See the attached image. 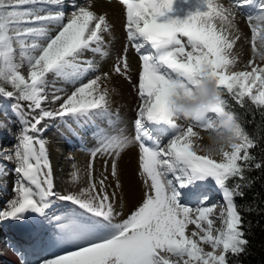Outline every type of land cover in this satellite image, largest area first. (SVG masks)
Listing matches in <instances>:
<instances>
[{
	"label": "snow or ice",
	"instance_id": "1",
	"mask_svg": "<svg viewBox=\"0 0 264 264\" xmlns=\"http://www.w3.org/2000/svg\"><path fill=\"white\" fill-rule=\"evenodd\" d=\"M95 2L0 0V99L13 101L19 125L12 133L16 143L2 156L14 162L16 179L14 195L0 210V227L10 222L19 264H231L248 244L236 198L255 182L249 173L264 170V159L250 152L256 141L225 97L264 113V0H232L227 7L220 0H119L124 54L108 72L88 78L99 69L86 54L105 58V34H111L106 14L92 10ZM244 5L257 14L247 16L251 58L241 63L234 51L240 40L234 9ZM129 45L139 59L132 137L101 85L113 73L131 83ZM209 80L216 85L215 101L182 127L172 99L181 92L190 96ZM54 120L66 126L62 135L81 140L90 126L95 141L83 185L76 169L68 174L70 188L59 192L42 138L44 122ZM146 123L163 125L156 139ZM224 126L234 143L219 159L205 154L194 128ZM6 128L0 121V131ZM136 145L141 199L125 215L123 196H117L123 192L119 158ZM6 174L0 169V176ZM210 187L220 203H210Z\"/></svg>",
	"mask_w": 264,
	"mask_h": 264
},
{
	"label": "rangeland",
	"instance_id": "2",
	"mask_svg": "<svg viewBox=\"0 0 264 264\" xmlns=\"http://www.w3.org/2000/svg\"><path fill=\"white\" fill-rule=\"evenodd\" d=\"M103 1L107 3H112V2H117V1L119 2V0H103ZM76 2L80 4L81 6H83L87 3V0H76ZM239 9L241 10L248 9V11L250 10L254 14H257V9L254 6L244 5L240 7ZM65 11L66 13H68L71 11V8L66 7ZM249 15H253V14L249 13ZM244 17L245 19H247L246 15ZM123 28L121 29L122 36L120 35L123 39L122 40L123 45L121 46L120 45H115V46L106 45L105 51L107 53L109 52L112 55L111 56L112 58L110 57L111 60L108 61V70L110 66L114 64L117 56L119 54H124L123 49L125 48L127 44V40H126V33L124 32ZM250 38H251V32L250 30H248L246 32V37L244 39V42H248L246 44H250ZM128 51L131 54H128L129 53ZM126 57H127V62L130 68V71L128 72V76H130L131 78V83H129L123 77L113 73L114 78L117 79V83L119 82L118 83L119 86L121 85L123 87V90L125 91L124 92L125 102L123 103V107H125V109H123L124 111L123 110L121 111L118 109L113 110L111 109V106H110V110L112 111L114 115H118L119 121L122 119L120 121L121 126L126 128L127 134L129 135V137H132L134 135V120L136 117V111L140 103L138 96H137V91L133 87V85L138 84L139 59H138V55L130 47V45L128 46ZM85 58L94 60L99 70L103 68V65L101 64L104 61L103 60L104 58L102 59L98 55H93L92 53H87ZM130 60L134 61V64L130 63L131 62ZM99 70L93 72L88 78H91V76L93 75L101 74L102 70L100 72ZM24 74L26 75V72ZM57 86L58 87L63 86L69 89L71 87L70 85H62L61 82L59 81H57ZM113 88L115 89L113 90L116 91L117 87L116 88L113 87ZM9 90L11 89L9 88ZM109 98L111 100L110 94H109ZM5 101L6 102L2 106H0V121H4L8 125V128L0 131V169L6 168L7 174L0 176V210L4 209L7 201L10 198H12V196L14 195L13 191H9V188L13 189L14 181L16 179L14 172L11 171L15 167V164L14 162H9L7 160H4L2 156L4 153H7L9 150L12 149V146L15 143L12 140L8 141L9 140L8 138L10 137V135H13L12 133H15L19 128V125L16 122V117L13 115L11 111V107H10L13 101L12 100H5ZM120 106H122V104ZM24 107L26 109V105H24ZM177 123L181 125L182 127H186L189 121L184 118H181L177 121ZM73 126L75 127V125ZM44 127L46 128V131L43 133L42 138L45 140V143L47 146L51 167H52L55 181L57 184V191L59 192L61 190H67L68 188H70V185H68L67 183L68 174L69 172L76 170V169L79 170L78 183L80 185H83L84 181L86 180V173H85L86 165L90 159L88 150L91 149L95 145V141L93 139V136L91 135L93 129L89 126L85 128L83 131H81V136H82V140H81L75 137L62 135L61 133L65 132L66 126L60 120L46 121L44 122ZM152 127H153L152 124H148V123L145 124V128L148 130L149 135L152 136L153 139H156L157 130L152 129ZM159 127L162 128L163 125H160ZM8 129H11V132H9ZM194 131H196L199 135L201 132L205 130L201 128H194ZM170 138H171V135L169 133L165 137H161V141L166 142L167 139H170ZM199 142L200 141L197 140V143ZM136 146L138 149V145ZM148 146H151V145L149 144ZM73 166H75V168ZM97 179H99L98 176H97ZM209 195L211 197L210 203H220L222 201V197L221 195L218 194L217 191L212 192L209 190ZM7 225L8 223L7 224L4 223V226H2V228L4 229L0 233V254H3L9 251L10 260L11 258H14L13 260L10 261V264H19L20 258L13 251L12 244L14 243V240H12L10 236V233L12 234L14 233L13 231L8 232L9 227ZM217 227H219V225ZM206 250H210V249H208L206 246ZM0 264H4V263L0 261Z\"/></svg>",
	"mask_w": 264,
	"mask_h": 264
},
{
	"label": "bare ground",
	"instance_id": "3",
	"mask_svg": "<svg viewBox=\"0 0 264 264\" xmlns=\"http://www.w3.org/2000/svg\"><path fill=\"white\" fill-rule=\"evenodd\" d=\"M70 2V0H69ZM221 3H223L226 7L229 6L232 3V0H220ZM258 3L259 0H256ZM87 4V3H86ZM85 4V5H86ZM83 5V6H85ZM250 8V7H249ZM97 14H106L107 20L111 26V34H105V41L106 45H123L122 44V35H121V29L124 27L125 23V15H124V9L123 6L117 1L112 3L104 2L103 0H96L94 3V7L92 9ZM236 14L235 24L237 29L239 30L240 40L237 42V45L235 46V53L238 56V59L241 63H246L248 59L251 58V46L250 44H246L248 42H244V39L246 37V32L249 30L247 26L248 21L245 19V15L248 16L249 13L255 15L252 11H248V9H234ZM235 34V33H234ZM121 35V36H120ZM116 37V38H115ZM124 43V41H123ZM122 48V47H121ZM129 52V51H128ZM128 54H131L130 52ZM112 55L108 52V55L103 59L101 65H103V68L99 70L101 71V74L104 72H108V61L111 60L110 57ZM112 58V57H111ZM130 58V57H129ZM130 63L134 64V61L130 60ZM136 65V64H135ZM100 75V74H99ZM119 83V82H118ZM117 83V79L114 78V75H111V78L109 80H102L101 85L104 88H107L109 91V94L111 96L110 100V106L111 109H118L123 110L125 107H123V103L125 102V91L123 90V87ZM116 85V86H114ZM118 85V86H117ZM113 87H117L116 91ZM114 89V90H113ZM119 95V96H117ZM122 104V106H120ZM124 111V110H123ZM122 120V119H121ZM120 120V121H121ZM125 120V118H124ZM149 124V123H148ZM152 129L157 130L160 128L159 126L152 124ZM210 130H205L201 132L199 136V144L201 147L208 144L207 135ZM8 141H13L16 143L15 137L13 135H10L8 138ZM6 154V153H4ZM203 154V153H201ZM219 159V157H216ZM97 169L96 175L99 177V172L101 169V164L99 161H96L95 165ZM119 169L121 173V182L123 185V192H117V196H123V199L119 203V207H121L124 211V214L127 215L133 207L140 201L141 199V179L138 175V149L137 146H133L130 149L126 150L121 157L119 158ZM110 165H109V171H110ZM83 173V172H82ZM212 192H215L214 189L210 187L209 189ZM9 191H12L11 188H9ZM109 191L111 192L112 189L109 188ZM10 222H5V224ZM219 224L217 223L216 227ZM4 228L0 227V233L3 231ZM8 232H12L9 231ZM14 233V232H13ZM10 236L12 240H14L15 235L10 233ZM10 252L7 251L3 254H0V261L4 264H10V261L14 258H11L9 256Z\"/></svg>",
	"mask_w": 264,
	"mask_h": 264
},
{
	"label": "trees",
	"instance_id": "4",
	"mask_svg": "<svg viewBox=\"0 0 264 264\" xmlns=\"http://www.w3.org/2000/svg\"><path fill=\"white\" fill-rule=\"evenodd\" d=\"M225 98L229 100L233 111L240 115L246 132L256 141V147L250 152L264 159V113L250 104L241 108L235 105L230 97ZM5 102L0 99V106ZM249 176L254 178L255 182L245 190L243 198H236V203L241 207L244 217L247 249L238 259H232L231 264H264V170L252 171ZM249 207L251 211H248Z\"/></svg>",
	"mask_w": 264,
	"mask_h": 264
},
{
	"label": "clouds",
	"instance_id": "5",
	"mask_svg": "<svg viewBox=\"0 0 264 264\" xmlns=\"http://www.w3.org/2000/svg\"><path fill=\"white\" fill-rule=\"evenodd\" d=\"M217 89L213 81H205L196 87L190 96H185L181 92L171 101V110L178 113L180 116L188 119L197 113H203L208 109L216 98ZM234 133L228 129L227 126L214 128L208 132V144L202 149L205 154L216 157L220 155L223 150L234 143ZM201 147V145H200Z\"/></svg>",
	"mask_w": 264,
	"mask_h": 264
}]
</instances>
